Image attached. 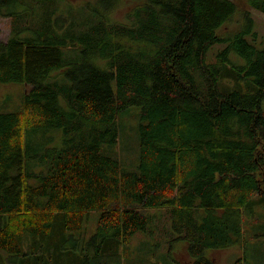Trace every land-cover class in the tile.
Segmentation results:
<instances>
[{
    "label": "trees",
    "instance_id": "16d2710c",
    "mask_svg": "<svg viewBox=\"0 0 264 264\" xmlns=\"http://www.w3.org/2000/svg\"><path fill=\"white\" fill-rule=\"evenodd\" d=\"M90 1L82 18L59 0H0V83L26 88L0 111V264H110L149 233V209L193 264L235 244L244 264L264 238V37L251 13L264 0H144L123 21L122 0ZM130 107L140 154L126 171L105 147Z\"/></svg>",
    "mask_w": 264,
    "mask_h": 264
},
{
    "label": "rangeland",
    "instance_id": "374dc122",
    "mask_svg": "<svg viewBox=\"0 0 264 264\" xmlns=\"http://www.w3.org/2000/svg\"><path fill=\"white\" fill-rule=\"evenodd\" d=\"M62 3L61 11L70 13L72 10L77 17L85 18L88 12L83 9L90 0H59ZM144 0H122L121 7L116 10L113 19L123 21L125 15L138 3ZM254 30L257 31L259 40L264 37V14L252 10ZM9 36V19L0 17V41H5ZM260 45L259 43H257ZM216 49L217 46L213 47ZM25 87L18 84L0 83V111L14 110L20 105L21 96ZM118 143L115 146H106L105 150L119 159L122 168L126 171L133 170L139 162V135L140 123L139 109L130 107L125 114L119 116ZM148 216V232L138 231L133 236L131 243L122 247L118 259L110 264H193L194 259L188 250V243L180 239V234L173 230L171 224L162 216L163 211L154 209L145 210ZM100 212L93 211L89 214L82 230V237L89 239L94 233ZM157 221L150 222V217ZM254 246L252 254H248L244 264H264V238L251 242ZM242 245H230L221 249H207L205 255L216 264H235L243 258ZM106 264V263H105Z\"/></svg>",
    "mask_w": 264,
    "mask_h": 264
}]
</instances>
